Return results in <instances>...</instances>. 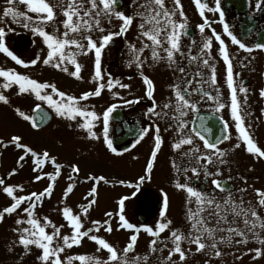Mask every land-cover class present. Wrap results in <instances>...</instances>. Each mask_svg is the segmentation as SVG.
<instances>
[{
	"label": "snow or ice",
	"instance_id": "obj_1",
	"mask_svg": "<svg viewBox=\"0 0 264 264\" xmlns=\"http://www.w3.org/2000/svg\"><path fill=\"white\" fill-rule=\"evenodd\" d=\"M172 6H166L165 0H131L130 6H134V10L125 14V10L120 9V0H5L6 6L0 8V53L6 55L16 64L25 68L30 65H36L41 62L43 65L58 69L70 76L81 79L82 65L78 62L77 56H88L89 53L94 55V75L92 81L95 83L93 90L84 91L78 97L65 93L59 90L55 84L48 82H39L27 75L20 74L12 68L0 67V77L4 78V83L0 84V88L5 90L12 87L13 84L18 85V94L29 93L34 94L35 99L41 102H46L52 108L56 115L70 121H77L76 127L84 130L87 136L91 139H100L93 129L96 122L102 124L103 141L106 147L117 155V148L113 145V140L109 136V120L111 113L117 107V104H110L101 113L95 110H88L85 105L80 104V101H87L90 97H98L102 91L107 89L111 91L114 86L120 88H130L127 83H121L118 79H114L110 74L105 79L102 74L101 58L103 50L114 40V37H124L129 31L133 23H136L140 46L137 47L135 43H129L128 49L132 59L129 60L128 66L133 64L140 70V74L144 84L146 85L145 96L152 101L150 107L147 108L146 115L151 118L153 115L159 119H168L172 121V127L178 136L176 142L172 145L174 149L180 150L182 146H189L182 155L188 158V167L181 169L173 162V167L178 173L182 172L185 176L184 182H178L176 188L186 192V206L195 204V209L187 207L186 219L190 222V228L187 233H184L178 228L171 227L172 221L167 219L165 212L160 215L164 219L154 226H140L130 223L123 213L124 202L128 197H122L119 200V213L117 221V229L121 228L133 230L130 234L126 246L118 250L113 244L106 240L100 233L103 229L106 233H111L114 229L111 220L113 213L106 212L107 219L92 220L91 226L85 228V220L89 215L90 208L96 203L97 185L100 182L104 184L110 183L103 175H87L86 181L92 182V187L87 192L85 200L86 203L79 205V210L73 212V209L67 204L63 208L56 211L62 215L65 223L57 225L47 215L42 218L38 216L37 209L42 207L46 198H50L53 194L54 187L58 178L61 176V169L64 167L57 161V157L50 155L49 151H36L32 147L22 143V137L14 135L7 144L0 142L4 148L9 144L13 145L15 149H20L22 154L18 156L16 165L18 168H23L26 157L31 160V171L34 173L33 180L36 182L47 179L46 187L39 191H29L26 195L18 194L24 192L22 184L6 183V178H0V192L9 198V203L0 207V223L5 221L7 217H14V227L12 232L16 234V244L23 246L25 253L30 252V246H35L42 250L36 259L42 264H73V261H80L81 264H150L149 254L129 256L135 248L138 239V233L143 228V231L148 233L154 239L149 242V252L156 253L162 251L161 245L167 247V244L160 240V234L165 230L168 231L167 239L171 240L172 247L168 250V254L158 260V264H176L173 261V256L178 254L180 262H185L187 253L191 249H184L182 243L187 241L190 245L196 246V252H204L206 249L212 250L216 257H220L222 252L220 245L233 246L240 244H247L249 242V234L251 238L257 243L264 245V236L257 231V229L264 230V217H261L256 208L264 207V191L256 189V195L259 197L256 206L251 202H247L245 207V200L243 196L237 197L233 194L231 188L226 184L213 178L211 184L213 190L211 192L200 190L194 187L191 183L192 178L199 179L201 173L207 177H214L221 175L219 169L212 172L209 166L216 162L220 164L225 163L223 157L225 152L217 147L216 143L210 142L203 135L200 129L195 127H188V121L184 119L191 111H197V101L193 100V93L199 94L200 100L205 98L208 100L215 99L217 102V110L225 108V104L219 102V96L213 97L205 88V84H216L215 67L210 64L211 49L213 41L218 42V55L226 64V83L231 89V116L233 117L235 129L239 133V141L246 145V151L255 154L258 157L264 158V150L259 147L249 131L245 127L242 107L237 98V86L234 82L233 64L229 55L228 45L225 39H222L221 33L216 32L211 27V22L205 16V9L209 12H219L220 23L223 26V33L230 39L231 44L238 45L239 49L251 53L254 49L249 47L238 39L230 30L227 23H224V13L220 10V0H215V8H211L207 3H202L201 0H193L203 22L198 25L201 33L205 32V28L211 30V34L204 40L202 46L199 48L197 55H191V50L188 53V64L197 63L198 70L194 74L182 75L180 77L181 83H173L170 88L174 98H169L167 102L158 105L154 98V82L150 77L143 74V67L148 62L149 57H144L142 54L147 50L150 53V59L153 63L166 62L169 67L175 65L174 71L181 74L186 73V68L177 64V54L184 56L182 51L181 37L187 35V17L183 11L181 0H171ZM21 5L24 10H21ZM264 6V0H257L256 7L259 9ZM34 15H31V14ZM177 14L181 18L179 21L174 19ZM113 19H118L121 23L118 30H110ZM105 22L109 26L105 27ZM12 24H17L25 29L30 30L34 36L42 38V43L47 47L46 56L41 58L39 54L34 59L25 62L18 57L6 45L5 37L8 33L14 32L15 29L11 27ZM51 27L52 31L46 30ZM99 32L101 35L93 38V33ZM255 49L264 50V43L255 44ZM74 48L75 51H66V49ZM163 53L164 55H161ZM66 62L75 66L74 71H69ZM203 68L211 70V77L204 78ZM199 77V79H196ZM193 80L196 86L193 87ZM50 89L49 91H46ZM240 93H246L248 90L243 86L239 87ZM53 94L59 97V100L53 98ZM114 96H119L118 92H113ZM261 97H264V89L260 90ZM123 99V98H121ZM0 102L4 104L9 103L8 97L0 92ZM139 100H124L125 104L138 103ZM157 108L160 110L157 111ZM17 115L25 121H29L32 128H38L39 124L37 118L33 115H28L19 108L15 109ZM33 112L39 113V121L43 122L48 118L46 112L41 109V104H35L32 109ZM81 119H77V118ZM71 127V125H70ZM203 127V125H202ZM227 127V124L225 125ZM155 135L154 148L151 152V160L146 164V171L138 179L143 183L146 179H150L151 170L153 167L152 161L155 160L157 152L162 145V138L159 135L160 129L158 125L152 126ZM149 128H144L140 132V139L149 132ZM207 131V128H204ZM194 138H199L203 142L202 151L201 146L197 145ZM225 136L224 139H228ZM139 143V140H137ZM240 143L234 145L239 148ZM46 165H50L53 171H45ZM17 167H14L7 173L8 177L13 176L17 172ZM71 173L67 180L63 191L62 200L67 199L69 194L73 192L76 182L79 178L81 169L78 165H70ZM191 171L192 177H188L187 173ZM120 184H125L124 180L118 181ZM129 187L139 188V184ZM217 191L226 193L224 196H217ZM243 193L246 189H239ZM91 197V199H88ZM164 206H168L167 195L164 197ZM231 216V219L229 217ZM82 217L84 219H82ZM238 220L243 224V227L238 226ZM214 221V223H213ZM28 225V226H24ZM70 229V234L62 233L65 227ZM46 229H51L48 231ZM83 229V230H82ZM239 237L240 239H234ZM84 238L96 243L97 252L106 250L107 257L100 258L97 256L86 255H64L66 249H71L74 245L79 246ZM12 247L9 248L11 252ZM255 252V257L262 255L261 248L249 249ZM208 264V261H205Z\"/></svg>",
	"mask_w": 264,
	"mask_h": 264
},
{
	"label": "flooded vegetation",
	"instance_id": "obj_2",
	"mask_svg": "<svg viewBox=\"0 0 264 264\" xmlns=\"http://www.w3.org/2000/svg\"><path fill=\"white\" fill-rule=\"evenodd\" d=\"M201 2L207 3L211 8H215V0H201ZM165 3L166 6H172L171 0H165ZM130 4L131 0H120L121 7L118 10H125V14L131 13L134 10V6H130ZM181 4L187 17V35L182 36L180 41L185 55L180 56L177 54L176 59L177 64L186 68V73L181 74L178 71H174L175 65L169 67L166 62L153 63L147 50L141 57L142 59L149 57L142 71L144 75L150 77L154 82V98L158 105L167 102L169 98H174L170 88L171 84H180V77L182 75L194 74L198 70V62H194L192 65L188 64L189 50H191V55H197L202 43L211 34V30L207 27L204 33L199 31L198 25L203 22V19L193 0H181ZM256 4L257 0H220L219 4L220 10L224 13V23L228 24L229 30L238 39L249 47H253L254 50L251 53L239 49L238 45L231 44L230 39L223 33V26L219 22V12H209L205 9V16L211 22V27L216 32L221 33L222 39H225L228 45L229 55L233 64L234 82L237 86V98L242 107L241 114L244 116L245 127L254 142L264 150V97L260 95V90L264 89V50L255 49L254 47L257 43H264V6L258 9ZM4 6H6L5 3ZM174 19L179 21L181 18L177 14ZM120 23L121 21L118 19H113L110 30H118ZM11 27L15 31L8 33L5 37V42L14 54L25 62L34 59L37 54L41 58L46 56L47 47L42 43L41 37L34 36L30 30L20 25L12 24ZM105 27H109L106 22ZM46 30L52 31L51 27H47ZM100 35L101 33L95 32L93 33V38L95 39ZM137 36V27L134 22L126 33V36L114 37L113 42L103 50L101 58L102 74H104L105 79L110 74L121 83L129 84L130 88L124 89L114 86L111 91L105 89L100 96L90 97L87 101H81L80 103L85 105L88 110H95L97 113H101L110 104H117V107L110 116L109 136L113 140L114 147L121 154L112 153L106 147L103 141L102 124L99 122H96L93 131L96 132L100 139L89 138L84 130L76 127L77 121H70L71 128H66L67 131L80 133L89 138V148L92 150L95 148L98 155V176L103 175L110 181L108 184L100 182L97 185L96 203L92 207L98 206L99 203L101 216L98 217L101 219L100 221L107 219L105 216L106 212L113 213L111 223L114 230L111 233L115 234V240L109 241L108 236L111 233L102 231L101 234L118 250L126 246L129 236L133 232V230L123 228L116 230L117 214L120 211L119 200L122 197H128L124 202L122 214L130 223L137 227L154 226L158 222H161L164 218L161 217L160 213L163 211L166 218L172 221L171 227L178 228L183 232L185 230L188 231L190 225L187 224L186 210L187 207L195 209V204L186 206V192L176 188L178 182L185 181V176L182 172L178 173L176 168L173 167V162L181 169L189 166L188 158L182 155L183 151L189 146H182L180 150L174 149L172 145L176 142L178 136L174 127H172L173 122L168 119L161 120L154 115L149 118L146 115L147 108L151 106L152 101L145 96L146 85L142 80L140 70L134 64L131 67L128 66L129 60L132 59L128 44L130 42L135 43L139 47L140 41L137 39ZM217 45L218 42L213 41L211 49L212 59H210V64L215 67L216 84H205L204 88L214 98L219 96V102L224 103L225 108L217 110L215 99L208 100L205 98L204 100H200L199 94L193 93V100L198 102L197 111L189 110L188 115L184 119L189 122V128L195 127L200 129L206 139L216 143L217 147L225 152V156L223 157L225 163L220 164L216 162L209 166L212 172H216L218 168L221 175L206 178L201 173L200 178L196 179L193 177L191 183L200 190L211 192L213 190L211 180L213 178L219 179L227 187L231 188L235 196H243L246 202L245 207L248 206L247 202L249 201L253 206H256L259 197L256 195L255 190L260 189L264 191V158L248 153L246 145L238 139L239 133L235 129L233 117L231 116V89L228 88L226 83L227 66L218 55ZM66 51H75V49L70 48L66 49ZM161 55L164 54L161 53ZM0 56V67L15 69L16 72L27 75L39 82L55 84L59 90L72 83L75 84V79L68 73L55 69L50 65L45 66L41 62H38L36 65H30L25 68L16 64L15 61H12L3 53H0ZM77 60L82 65L80 73L82 78L80 80L84 91L93 90L95 87V83L92 81V76L94 75V55L89 53L88 56H77ZM66 66L70 72L75 70V66L70 63L66 62ZM200 67L204 72V78L210 80L211 70L203 68L202 65ZM30 70L31 72L35 70L33 72L34 75L31 76L24 73L25 71L30 72ZM196 79H199V77H196ZM76 82L79 81L77 80ZM195 86L196 83L193 80V87ZM240 86H243L248 91L240 93L238 90ZM46 91L50 92V89ZM113 92H118L119 96H114ZM54 95L53 98L59 100V97L55 98ZM137 99L139 100L138 103L130 105L124 103V100L136 101ZM47 109L50 111L49 108ZM159 110L157 108V111ZM77 119L81 118L78 117ZM53 121L54 115L52 113V121L48 126ZM226 124L227 127H225ZM70 125L68 126L70 127ZM154 125L159 126L162 145L157 152L155 160L152 161L153 167L150 179H146L143 183H140L138 178L145 174L146 164L151 160V152L154 148L153 137L155 132L152 128ZM144 128H149L150 130L143 139H140V132ZM204 128H207V131H204ZM225 136L229 138L224 139ZM137 140H139V143H137ZM194 141L202 148L203 142L199 138H194ZM237 143L241 144L239 148L234 147ZM202 151L205 150L202 148ZM61 164L64 167L61 169V176L54 187L52 194L54 199L53 197L46 198L44 203L49 202L51 205L49 204V208L42 205V207L37 209L38 211L48 210L59 214L56 210L63 208L67 204L75 213L83 201L86 203L85 197L87 193L81 195L80 198H73V194L71 193L67 199L62 200L66 184L70 182L67 180L68 175L72 174L75 176L76 174L71 173L69 165L65 163ZM44 170L48 172L53 171L50 165H46ZM187 176L192 177L191 171L187 173ZM85 177L79 176L78 181L80 180L83 184L92 185V182L86 181ZM120 180H124L125 184L118 183ZM45 182L48 183L47 179L39 181L40 184H45ZM129 184H139V188L129 187ZM239 189H246V191L241 193L238 191ZM165 195L168 198L167 208L164 206ZM224 195L226 193L217 191L218 197ZM88 199H91V197ZM92 207L85 222L96 218L94 214H91L93 212ZM178 207H180V210H177ZM256 210L261 217H264V207H257ZM82 219L84 218L82 217ZM229 219H231V216ZM238 226L243 227V224L239 220ZM257 231L264 236V230L258 228ZM167 233L168 231L165 230L160 234V240L164 241L167 247L161 245L162 251L150 253L149 242L154 237L144 232L141 227L140 232L137 234L138 239L135 248L128 255L131 257L149 254L150 264H158V260L167 256L170 248L167 236H164ZM234 239L240 238L235 237ZM219 247L225 248L227 254L224 260L223 258L221 259L224 262H219L218 264H264V245L252 239L251 234H249V242L247 244L220 245ZM255 248H261L262 255L260 257L254 258L255 252L249 251V249ZM239 249H241V253L234 255Z\"/></svg>",
	"mask_w": 264,
	"mask_h": 264
},
{
	"label": "rangeland",
	"instance_id": "obj_3",
	"mask_svg": "<svg viewBox=\"0 0 264 264\" xmlns=\"http://www.w3.org/2000/svg\"><path fill=\"white\" fill-rule=\"evenodd\" d=\"M4 3L5 0H0V8L4 6ZM20 7L21 10H24L23 5H21ZM34 71L35 70H32L31 72L30 70V72L25 71L24 73L30 74L32 76L34 75ZM72 78L75 79V84L72 83L71 85L66 86L65 88H62L60 90H63L67 94L78 97L81 93L84 92V88L82 87L80 79H76L74 77ZM77 80L79 82H76ZM3 83L4 78L0 77V84ZM0 92H3L9 99L8 104L0 102V142L7 144L12 136H21V142L32 147L34 150L38 152L41 150H47L49 151L50 155L56 156L57 160L61 163H65L69 166L72 164L78 165L81 169L79 176H98L97 151L95 148L94 150L89 148V138L86 135L80 133H72L66 130V128H71L68 126L70 125V120L57 116L55 111L50 108L46 102L36 100L34 94H18V85L16 84H13L12 87L7 90L0 88ZM54 97L58 98L55 95ZM37 103L49 108L54 115L53 123L50 126L40 130H34L31 127L30 122L25 121L23 118L19 117L15 111L16 108H19L26 114L32 115V109ZM59 128L61 129L59 130ZM20 154H22L21 150L15 149L13 145L9 144L7 148H4L2 144H0V178H6V183L9 184H22L24 186V192H18V194L26 195L29 191L42 190L44 187H46L47 182H45V184H40L39 182L33 180L34 173L31 171L30 158L26 157L25 161L22 162L24 164L23 168L17 167L16 161ZM14 167H17L16 174L8 177L7 173ZM91 186V184H83L80 182V180H77L72 192V197L80 198L81 195L86 194L90 190ZM52 197L53 195L51 196V198ZM9 202V198H7L5 194L0 192V207L7 205ZM84 202L85 201H83V203ZM49 204V202H46L43 204V207L47 206L49 208ZM92 208L93 212H90L91 214L95 215L94 217L96 218L94 220H101L99 219V217L101 216L99 203L98 206ZM179 208L180 207H178L177 210H180ZM37 213L41 218L47 215L57 225H59L60 223L67 224V222L64 221L63 217L55 211L37 210ZM91 221L92 219L89 222L84 221L85 228L91 226ZM187 224L190 225V222L187 221ZM13 227L14 217L6 216L5 221L0 223V264H42L41 261L36 259L37 255H39L42 250L37 249L35 246H30L31 251L25 253L23 246L18 244L13 246V242L16 240V234L12 232ZM46 230L51 231V229ZM102 231L103 229L101 230V232ZM101 232L96 234L102 235ZM187 232L188 231L186 230L184 231V233ZM62 233L70 234V229L66 226L64 229H62ZM164 236H167L168 238L169 233L165 234ZM108 239L111 242L115 240V234L111 233V235L108 236ZM167 241H169V246L171 248V240L167 239ZM10 247L13 248L11 252L9 251ZM97 247L98 246L95 242L84 238L79 246L74 245L71 249H66V253L61 254V256L62 259L66 254L97 256L102 259L106 258L108 255L106 250L97 252ZM182 247L184 249H191V252L187 253L186 261L182 262L183 264H205L206 260L208 261V264H218L219 262H224L223 260L225 259V255L227 254L225 248H220L222 252V255L220 257H216L210 249H206L204 252H196V246L190 245L187 241H184L182 243ZM237 253H241V249L237 250L234 255H238ZM222 258L223 260H221ZM173 261H176V264H182L179 261L178 254L173 256ZM73 264H81V262L73 261Z\"/></svg>",
	"mask_w": 264,
	"mask_h": 264
},
{
	"label": "water",
	"instance_id": "obj_4",
	"mask_svg": "<svg viewBox=\"0 0 264 264\" xmlns=\"http://www.w3.org/2000/svg\"><path fill=\"white\" fill-rule=\"evenodd\" d=\"M41 109L47 113L48 115V118L46 120H44L43 122H40L39 121V113L38 112H33V116H35L37 118V121H38V128H35V130H38V129H41V128H44V127H47L51 121H52V114L47 110L45 109L44 107L41 106ZM34 129V128H33Z\"/></svg>",
	"mask_w": 264,
	"mask_h": 264
}]
</instances>
